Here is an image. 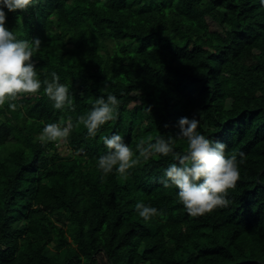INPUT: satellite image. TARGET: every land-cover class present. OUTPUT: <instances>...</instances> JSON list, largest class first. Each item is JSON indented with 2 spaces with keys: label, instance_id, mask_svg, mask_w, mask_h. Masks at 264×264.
<instances>
[{
  "label": "trees",
  "instance_id": "obj_1",
  "mask_svg": "<svg viewBox=\"0 0 264 264\" xmlns=\"http://www.w3.org/2000/svg\"><path fill=\"white\" fill-rule=\"evenodd\" d=\"M6 27L40 39V78L55 71L73 109H54L43 89L16 110L0 106V264H264L260 0H35L7 13ZM108 93L121 102L117 117L88 136L77 117ZM185 116L245 154L227 207L188 215L158 182L171 156L101 180V137L119 133L135 150L172 134L182 152ZM69 119L67 144L37 139ZM137 201L164 215L145 222Z\"/></svg>",
  "mask_w": 264,
  "mask_h": 264
},
{
  "label": "clouds",
  "instance_id": "obj_2",
  "mask_svg": "<svg viewBox=\"0 0 264 264\" xmlns=\"http://www.w3.org/2000/svg\"><path fill=\"white\" fill-rule=\"evenodd\" d=\"M34 3L35 0H0V106L7 104L10 110H16L18 104L15 101L24 94H35L43 89L54 109L72 110L73 97L69 85L61 83L55 71L48 73L44 79L40 78L41 70L33 60L34 53L41 48L40 39H20L14 30L6 27L7 13L26 11ZM260 4L264 6V0H260ZM120 103L115 94L101 95L95 98L86 114L77 117V121L87 130L88 136L95 137L103 125L116 119ZM199 125L196 116L181 117L177 121L178 137L187 142L182 152L175 151L177 137L172 134L161 135L154 143L138 144L135 150L119 133L101 137L105 151L99 155L96 164V168L103 173L101 180L113 173L127 176L141 162V158L171 156L174 162L164 168L158 182L165 188L177 190V202L183 205L188 215L202 216L214 209L227 207L231 203L228 192L236 187L245 154L227 152L225 143L201 134ZM72 128L71 119L48 123L37 139L41 144H67ZM134 208L145 222L164 215L161 210L143 201H137Z\"/></svg>",
  "mask_w": 264,
  "mask_h": 264
},
{
  "label": "rangeland",
  "instance_id": "obj_3",
  "mask_svg": "<svg viewBox=\"0 0 264 264\" xmlns=\"http://www.w3.org/2000/svg\"><path fill=\"white\" fill-rule=\"evenodd\" d=\"M100 264H107V263H105L104 260L101 259V260H100Z\"/></svg>",
  "mask_w": 264,
  "mask_h": 264
}]
</instances>
